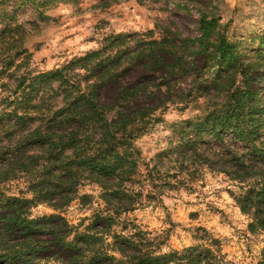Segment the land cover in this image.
Segmentation results:
<instances>
[{
    "label": "trees",
    "instance_id": "1",
    "mask_svg": "<svg viewBox=\"0 0 264 264\" xmlns=\"http://www.w3.org/2000/svg\"><path fill=\"white\" fill-rule=\"evenodd\" d=\"M25 1L37 7L55 0ZM173 1L185 10V0ZM8 2L0 0V7ZM195 8L197 37L185 36L169 20L147 33L112 36L102 49L62 68L23 73L0 97V184L25 175L33 194L0 190V264H223L217 239L162 254L134 227L128 235L112 231L122 214L172 186L171 178L190 186L203 170L242 184L237 201L252 219L249 231H264V91L254 87L264 78L256 73L264 63L242 60L211 1ZM5 19L1 34L14 16ZM258 39L254 56L261 58L264 34ZM14 60L3 61L9 76L19 71ZM138 71L144 75L128 83ZM109 86L118 92L106 103L101 92ZM200 100L208 103L202 117L185 121L140 179L139 136L157 114ZM85 181L99 185L106 207L83 231L59 214L30 215L37 204L68 206Z\"/></svg>",
    "mask_w": 264,
    "mask_h": 264
},
{
    "label": "rangeland",
    "instance_id": "2",
    "mask_svg": "<svg viewBox=\"0 0 264 264\" xmlns=\"http://www.w3.org/2000/svg\"><path fill=\"white\" fill-rule=\"evenodd\" d=\"M104 1L55 0L36 7L25 0L23 5L20 0H10L1 6L0 97L10 93L16 86L15 78L23 73L37 75L62 68L73 59L102 49L112 36L147 33L155 30L157 23L167 20L185 36H198L199 14L195 7L204 5V0H185V10L177 7L173 0H118L108 5ZM208 1L222 17L231 42L241 47L245 56L242 60L264 63V56H254L259 49L258 38L264 34V0ZM9 14L14 16L11 28L1 34ZM7 56H15L12 68L19 71L13 76L3 70ZM256 73L264 76V70ZM143 75L138 71L127 82ZM254 87L264 91V78L261 84L254 83ZM117 92L116 86L106 87L101 99L111 103ZM207 105L203 100L194 101L157 114L156 121L135 142L140 153V179L152 169L156 157L178 138L185 121L202 117ZM166 170L167 167L161 168L162 172ZM197 177L190 186H185V181L177 185L176 178H171L172 186L161 189L163 193L156 199L144 200L134 211L122 214L118 218L120 225L112 231L128 235L134 227L162 254L206 246L210 239H217L223 264H264V231H249L252 219L242 212L237 201L244 186L223 173L209 170H203ZM30 180V177L19 175L0 184V190L7 195L33 198L29 191ZM102 193L99 185L85 181L68 206L56 210L45 203L37 204L30 215L37 218L59 214L71 226L83 231L95 221V215L105 209ZM99 224L103 227L105 223Z\"/></svg>",
    "mask_w": 264,
    "mask_h": 264
}]
</instances>
